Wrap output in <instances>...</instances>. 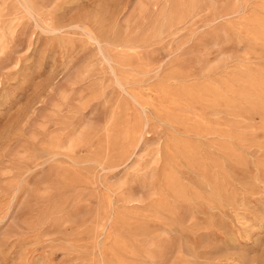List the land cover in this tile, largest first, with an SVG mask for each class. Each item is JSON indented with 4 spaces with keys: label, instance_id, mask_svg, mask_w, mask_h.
<instances>
[{
    "label": "rangeland",
    "instance_id": "rangeland-1",
    "mask_svg": "<svg viewBox=\"0 0 264 264\" xmlns=\"http://www.w3.org/2000/svg\"><path fill=\"white\" fill-rule=\"evenodd\" d=\"M0 264H264V0H0Z\"/></svg>",
    "mask_w": 264,
    "mask_h": 264
}]
</instances>
